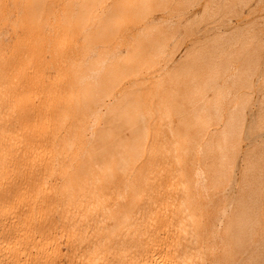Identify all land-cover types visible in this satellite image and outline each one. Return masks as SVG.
<instances>
[{"label": "rangeland", "instance_id": "rangeland-1", "mask_svg": "<svg viewBox=\"0 0 264 264\" xmlns=\"http://www.w3.org/2000/svg\"><path fill=\"white\" fill-rule=\"evenodd\" d=\"M36 43L42 54L35 57L47 60L46 76L53 75L58 59L64 77L75 63L91 85L101 87L94 102L103 110L128 100L147 108L140 121V131H148L142 137L145 146L132 169L141 173L139 188L145 190L140 189L142 202L138 199L130 221H147L145 232L160 234L156 251H169L176 264H264V0H0V83L5 91L21 93L15 109L0 119V126L17 125V139L6 146L11 164L5 185L10 187L26 185L37 171L28 150L32 109L22 98L28 72L23 54ZM55 44L59 51L52 49ZM68 80L61 88L68 87ZM199 114L206 124L195 118ZM182 138L188 142L177 150ZM121 180L118 176L109 192H123ZM171 181L172 192L159 190ZM130 197L127 192L110 196V206L96 211L73 206L71 215L85 219L78 225L84 237L70 249L65 243L60 248L72 252L116 245L118 237L105 232L113 219L103 211L128 208ZM188 205L195 207L193 217ZM153 211L158 219L150 225L147 217ZM137 259L143 263L140 255Z\"/></svg>", "mask_w": 264, "mask_h": 264}, {"label": "bare ground", "instance_id": "bare-ground-1", "mask_svg": "<svg viewBox=\"0 0 264 264\" xmlns=\"http://www.w3.org/2000/svg\"><path fill=\"white\" fill-rule=\"evenodd\" d=\"M33 10L35 12L34 14H38L39 9ZM15 17L17 19V16ZM29 20L31 21V19ZM29 20L28 22H30ZM40 20L42 19L40 18ZM17 28L15 30H17ZM37 35L40 36V34ZM46 35L45 33V36ZM54 36L56 37V35ZM20 39L21 38L18 39L16 45L19 44ZM28 39L26 38L27 43ZM36 41H38V39ZM37 45H39V43H36V46ZM27 46H29V44ZM36 46L34 50L24 52L22 61L23 64L27 66L28 71L27 82L24 88L26 89V95L22 98L26 97L28 107L32 109L29 122L30 143L28 150L34 166L37 167V171H35L33 176L34 179L27 182L26 185H24L25 183L20 187L5 185L7 184V175L11 164L6 146L12 144L10 143L12 137V140L17 139L16 134H13L16 132V130L13 129L17 128V125L14 126L13 129L11 128V123L0 126V264H137L139 255L140 258L143 259L142 264H146L148 259L155 261V264H176V262L171 261L172 257L169 251H156L155 248L159 246L157 239L160 237V234L153 232L148 233V229H146L145 232L144 224L147 221L145 223L137 222L136 225L131 222L134 219L130 221L133 210L138 207V202L141 201V188L144 189V187L139 188L140 182L138 179L142 178L141 173L136 175L133 173L132 169L134 163L140 158L139 154L144 150L145 146L142 142V137L148 133V131H146L145 134L143 133L145 130L140 131L142 129L141 125H143L140 121L144 116H147L145 115V113H147V111H145L147 108H141L142 102H138V104L141 105L134 104V106L131 103L132 101L128 100L122 104L110 105L106 110H103L100 105L94 102L100 98L101 87L91 85V78H86L87 74H85L82 69L77 68L75 63H71L70 70L64 77L61 66L59 65L61 64V61H58L59 59L56 61L57 64L55 63L56 65L54 64L55 66H53V75L47 77L46 70L43 68L44 62L47 60L46 58L38 59V57H35L41 53L39 46ZM52 49H57L59 51V49L57 47L54 48V46ZM56 55L58 57V54ZM65 78L69 79L70 83H68V80L67 83L69 85L66 84L68 87L61 88L62 86H60V83H62ZM2 86L3 84L0 83V119L5 117L4 113L7 112V110L15 109L18 100L21 99L20 92L13 90L8 92L2 89ZM150 111L148 112L150 113ZM158 112H160V110H158ZM152 116L153 113L150 117ZM204 117L205 115L199 114L195 118L205 121ZM161 118L162 117H160V119ZM4 119L1 120L3 121ZM206 121L204 122L205 124ZM144 126L147 127V125ZM149 126L150 125H148V127ZM87 132L89 134L91 133L90 138L83 140V136L85 133L87 134ZM147 141L148 139L146 140V144ZM184 142L188 141L185 138L178 141L176 149L178 150L181 146H184L182 145ZM163 148L165 147L163 146ZM211 151L214 150L212 149ZM77 152H82L84 155H79ZM74 153H77L78 157H68L69 154L73 155ZM151 155H153V152ZM148 165V168H150L151 164H149V161ZM150 173L153 174V172ZM118 176L122 177L121 182L125 184L123 192H127L131 195L130 205L125 209L115 210L112 209V207H114L112 205V207H110L111 210L109 208L106 210L103 209L105 216L109 219H113L111 228L109 230L107 229L108 232L104 231L108 233L109 237L117 236L118 243L112 246L106 245V247H93L91 250L74 249L75 251L72 252L71 250H69V252H64V250L60 248V243H65L67 248L70 249L80 243L78 240H83V234L85 233V231L81 229L82 226L81 228L78 227L85 219L75 217L73 216L74 214L71 215L73 212H71V210L74 209L73 206L86 205L84 209L86 212L96 207V211L97 206L99 207L103 204L107 206L109 202L107 199H109L110 196H115V199L117 195L121 197L122 191L109 192V190L111 191V189L115 187L112 185L117 182L115 180ZM148 182H150V180H148ZM186 183L187 182H184L182 185L185 190H187ZM142 184L144 183L142 182ZM144 185L147 187L146 184ZM161 186L159 190L162 192L164 190L167 192L173 191V181ZM150 194H152V192H150L149 195ZM86 196L92 197L93 200L91 198V201H88V199L85 200ZM115 199L113 200L115 201ZM116 201L114 204L118 202ZM151 204L149 205L151 206ZM109 206L108 204V207ZM180 206L181 205H179V208ZM102 207H105V205ZM194 208V206L188 205V214L192 215V217ZM144 212L147 213V211ZM83 214L85 213L83 212ZM138 214L140 215V213ZM157 214L155 211L149 213L147 220L149 219L148 223L150 225L156 224L154 221L158 219ZM95 216L96 215L93 217ZM87 218L89 219V217ZM91 218L92 216L90 219ZM103 218L104 215L102 219ZM93 219H96L94 220L95 222L98 220L97 218ZM92 224H90V227ZM176 228L177 227H175V230ZM137 231H139V234H137ZM96 232H98L97 234L100 233V231ZM99 235L98 238L95 235L96 239H99ZM104 238L105 237L102 239L103 243L107 241L105 240L107 236L105 239ZM90 239L91 238H89V240ZM91 240L93 241V238ZM115 240L117 241V239L111 241L116 242ZM183 241L185 240L183 239ZM91 246L92 245H90V247ZM133 247H137V249ZM148 247H154V250H150L151 252L147 251ZM139 248L141 249V254H138Z\"/></svg>", "mask_w": 264, "mask_h": 264}]
</instances>
